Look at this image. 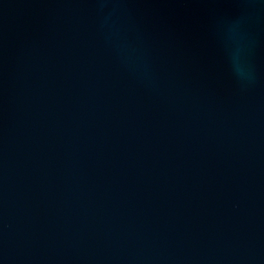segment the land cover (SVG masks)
Returning <instances> with one entry per match:
<instances>
[{"label": "water", "instance_id": "95a60500", "mask_svg": "<svg viewBox=\"0 0 264 264\" xmlns=\"http://www.w3.org/2000/svg\"><path fill=\"white\" fill-rule=\"evenodd\" d=\"M0 264H264V0H0Z\"/></svg>", "mask_w": 264, "mask_h": 264}]
</instances>
